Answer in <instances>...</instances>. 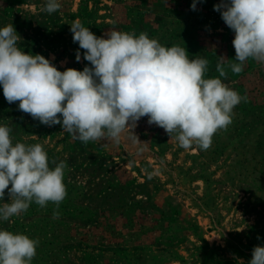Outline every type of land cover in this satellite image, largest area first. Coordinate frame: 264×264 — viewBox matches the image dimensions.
<instances>
[{
  "label": "rangeland",
  "instance_id": "rangeland-1",
  "mask_svg": "<svg viewBox=\"0 0 264 264\" xmlns=\"http://www.w3.org/2000/svg\"><path fill=\"white\" fill-rule=\"evenodd\" d=\"M196 2L193 11V0H58L61 8L48 14L46 0H0V28L13 24L18 47L60 71L91 67L72 40L79 20L97 37L146 32L163 46L185 47L189 59L209 61L205 78L247 97L210 148L185 150L147 117L133 130L142 143L124 134L119 143L84 144L9 104L0 86V125L12 129L13 144H41L50 167L67 164L59 218L51 202H33L0 221V229L38 239L31 264H248L253 247L264 246V64L249 58L234 74L225 62L227 78L219 77V57L235 59V34L214 11L221 0ZM7 202L6 190L0 205Z\"/></svg>",
  "mask_w": 264,
  "mask_h": 264
},
{
  "label": "clouds",
  "instance_id": "clouds-1",
  "mask_svg": "<svg viewBox=\"0 0 264 264\" xmlns=\"http://www.w3.org/2000/svg\"><path fill=\"white\" fill-rule=\"evenodd\" d=\"M196 7L193 0L191 9ZM60 8L58 0H46L43 10L52 14ZM214 11L235 34V59L219 57V77L227 78L225 62L234 74L249 58L264 64V0H221ZM70 32L91 67L60 71L43 55L21 50L13 24L0 28V86L9 104L18 101L23 113L49 127L60 125L84 144L119 143L124 134L142 143L133 130L147 117L170 139L175 134L179 147L207 150L213 136L232 123L234 108L247 100L220 78H205L207 59H189L185 47L163 46L146 32L108 30L97 37L79 20L71 23ZM11 132L0 125V201L6 190L9 197L0 205V221L20 216L33 202L41 208L51 202L53 218H59L67 195L66 162L53 160L55 167H50L41 144H13ZM38 244V239L0 229V264H31ZM248 264H264V246L253 247Z\"/></svg>",
  "mask_w": 264,
  "mask_h": 264
}]
</instances>
